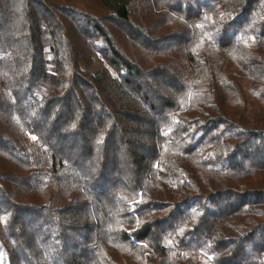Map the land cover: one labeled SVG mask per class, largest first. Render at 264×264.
Masks as SVG:
<instances>
[{"label": "trees", "instance_id": "obj_1", "mask_svg": "<svg viewBox=\"0 0 264 264\" xmlns=\"http://www.w3.org/2000/svg\"><path fill=\"white\" fill-rule=\"evenodd\" d=\"M9 264H264V0H0Z\"/></svg>", "mask_w": 264, "mask_h": 264}, {"label": "rangeland", "instance_id": "obj_2", "mask_svg": "<svg viewBox=\"0 0 264 264\" xmlns=\"http://www.w3.org/2000/svg\"><path fill=\"white\" fill-rule=\"evenodd\" d=\"M0 264H9L1 244H0Z\"/></svg>", "mask_w": 264, "mask_h": 264}]
</instances>
